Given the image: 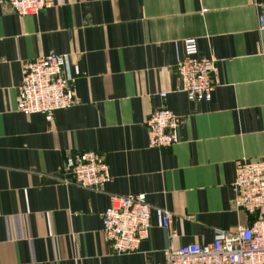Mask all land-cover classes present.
<instances>
[{"label":"crops","instance_id":"1","mask_svg":"<svg viewBox=\"0 0 264 264\" xmlns=\"http://www.w3.org/2000/svg\"><path fill=\"white\" fill-rule=\"evenodd\" d=\"M261 12L264 0H52L32 17L0 5V264H167L171 248L249 225L233 182L237 160L264 159ZM184 39L217 60L210 101L178 90ZM50 53L66 56L76 98L51 124L15 110L25 63ZM160 107L179 141L150 149L144 122ZM89 151L110 181L66 185L65 156ZM138 194L171 212L173 235L152 216L138 252L114 254L102 215Z\"/></svg>","mask_w":264,"mask_h":264},{"label":"built area","instance_id":"2","mask_svg":"<svg viewBox=\"0 0 264 264\" xmlns=\"http://www.w3.org/2000/svg\"><path fill=\"white\" fill-rule=\"evenodd\" d=\"M0 5L8 6L20 17H32L51 7L52 0H0ZM257 22L264 29L262 12ZM183 48L176 64L178 90L190 101H210L217 84V60L202 56L195 39H184ZM67 63L65 55L56 53L27 61L16 88L15 110L26 116L42 114L51 124L56 111L75 105ZM159 96L165 98L166 93ZM144 123L150 149L169 148L179 141L180 124L171 110L160 107ZM234 169V206L252 217L250 224L237 226L232 233L219 229L210 243L171 248L167 252V264H264V159L241 158L235 162ZM60 173L66 185L88 189H102L111 179L106 160L95 151L66 155ZM109 204L102 215L101 235L114 254L138 252L140 242L148 237L152 216L159 227L173 235L171 212L151 207L145 194L111 196Z\"/></svg>","mask_w":264,"mask_h":264}]
</instances>
